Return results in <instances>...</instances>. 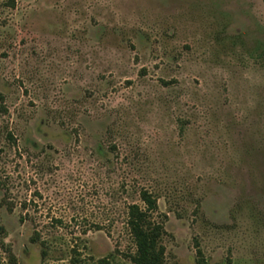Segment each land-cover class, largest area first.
<instances>
[{"label": "rangeland", "instance_id": "1", "mask_svg": "<svg viewBox=\"0 0 264 264\" xmlns=\"http://www.w3.org/2000/svg\"><path fill=\"white\" fill-rule=\"evenodd\" d=\"M264 264L263 0H0V264Z\"/></svg>", "mask_w": 264, "mask_h": 264}, {"label": "trees", "instance_id": "2", "mask_svg": "<svg viewBox=\"0 0 264 264\" xmlns=\"http://www.w3.org/2000/svg\"><path fill=\"white\" fill-rule=\"evenodd\" d=\"M140 200L141 204H130L127 212L126 226L135 246L132 261L134 264H164L165 228L163 223L155 218L158 212V200L154 193L146 188L141 190ZM0 229L3 231L2 227ZM13 263L14 260L9 258L8 264Z\"/></svg>", "mask_w": 264, "mask_h": 264}]
</instances>
